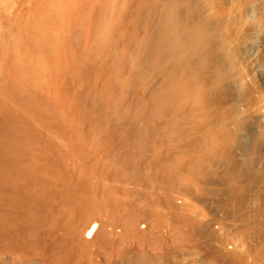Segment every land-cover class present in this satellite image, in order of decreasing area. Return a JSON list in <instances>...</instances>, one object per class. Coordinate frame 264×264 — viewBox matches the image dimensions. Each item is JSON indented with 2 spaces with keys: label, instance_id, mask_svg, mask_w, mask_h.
Wrapping results in <instances>:
<instances>
[{
  "label": "rangeland",
  "instance_id": "rangeland-1",
  "mask_svg": "<svg viewBox=\"0 0 264 264\" xmlns=\"http://www.w3.org/2000/svg\"><path fill=\"white\" fill-rule=\"evenodd\" d=\"M131 1L0 0V264H264L263 236L251 243L229 196L210 193L231 184L156 160L164 121L138 76ZM258 140L255 162L236 152L243 178L264 165ZM180 185L195 197L182 207Z\"/></svg>",
  "mask_w": 264,
  "mask_h": 264
},
{
  "label": "bare ground",
  "instance_id": "bare-ground-1",
  "mask_svg": "<svg viewBox=\"0 0 264 264\" xmlns=\"http://www.w3.org/2000/svg\"><path fill=\"white\" fill-rule=\"evenodd\" d=\"M135 1H131V5L137 6V11H134L137 14H130L128 18L132 20L133 16L137 19L138 23L134 24H139L140 28L146 25L144 29H139L143 30L140 34L141 38L144 36V44L141 41L138 43L142 44L141 51L147 58L138 68V76L143 87L146 85L154 95L151 97L157 104L151 105L155 107L154 111L157 105L159 115L156 111L155 114L164 121L162 128L157 130L151 129L154 122L148 125L152 130L149 134L156 130L155 136H148L149 141H153V137L162 139L161 143L159 138L155 139L161 145L156 144V147L154 144L156 149H152L155 150L156 160L164 165L171 163L173 171L178 174L190 170L191 178L196 181L194 183L205 189L214 183H211V175L219 177L218 184L222 187L223 181L231 184L230 189L227 188L229 190L216 185L218 188L214 187L216 189L210 193L229 196L228 205L232 214L241 221H248L246 228L249 231L246 230L248 239L252 237L250 242L259 236L264 238V165L255 176L243 178L236 160L239 150L241 154L246 152L255 162L260 152L258 139L264 138V0ZM151 9L154 10V17L149 15L153 12ZM142 21L144 24L139 23ZM134 28L133 31L137 29ZM142 53L139 54L144 57ZM135 65L138 64L135 62ZM142 112L140 114L143 115ZM153 120L150 119V122ZM155 123L157 126L158 122ZM253 123L261 129L258 137L247 138L249 140L243 143L246 127ZM161 150L164 155L170 154L164 157L160 155L163 153ZM213 160L217 162L216 166ZM147 161L150 163L149 159ZM152 161L155 163L154 159ZM154 163L152 168H156ZM216 178L214 180L218 181ZM175 193L182 197L177 201L180 206L188 197L191 201L195 199L184 185H180ZM96 225V222L93 223L87 231V238L92 237ZM129 256L133 260L131 255L127 259ZM123 261L127 263L128 260Z\"/></svg>",
  "mask_w": 264,
  "mask_h": 264
}]
</instances>
